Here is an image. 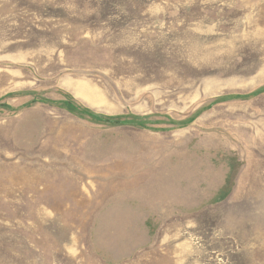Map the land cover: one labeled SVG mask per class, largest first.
I'll use <instances>...</instances> for the list:
<instances>
[{
	"label": "rangeland",
	"instance_id": "1",
	"mask_svg": "<svg viewBox=\"0 0 264 264\" xmlns=\"http://www.w3.org/2000/svg\"><path fill=\"white\" fill-rule=\"evenodd\" d=\"M0 264H264V0H0Z\"/></svg>",
	"mask_w": 264,
	"mask_h": 264
},
{
	"label": "trees",
	"instance_id": "2",
	"mask_svg": "<svg viewBox=\"0 0 264 264\" xmlns=\"http://www.w3.org/2000/svg\"><path fill=\"white\" fill-rule=\"evenodd\" d=\"M64 105H66L67 107H69L70 109H73L72 108V105H71V102L68 100V101H65V104ZM83 113L85 114L86 113V115L88 116V117H90V118H98L97 116H95L94 114H92V113H90V112H85V111H83ZM99 120H101V121H105V122H109V123H113V124H123V125H132V126H140L141 124H140V119H137V118H135V120L134 119H132L131 121H124L123 123L122 122H119V121H115V120H112V119H105V118H98Z\"/></svg>",
	"mask_w": 264,
	"mask_h": 264
}]
</instances>
